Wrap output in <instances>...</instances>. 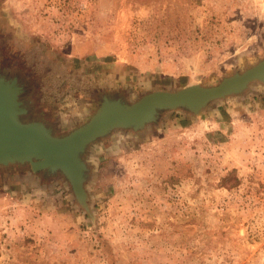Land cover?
Instances as JSON below:
<instances>
[{"label": "rangeland", "instance_id": "1", "mask_svg": "<svg viewBox=\"0 0 264 264\" xmlns=\"http://www.w3.org/2000/svg\"><path fill=\"white\" fill-rule=\"evenodd\" d=\"M263 60L264 0H0V81L53 137L104 98L211 88ZM83 161L86 206L60 172L0 166V264H264V82L114 130Z\"/></svg>", "mask_w": 264, "mask_h": 264}, {"label": "water", "instance_id": "2", "mask_svg": "<svg viewBox=\"0 0 264 264\" xmlns=\"http://www.w3.org/2000/svg\"><path fill=\"white\" fill-rule=\"evenodd\" d=\"M253 80L264 82V60L211 88L189 85L175 92L154 91L132 104L120 97L104 98L86 124L63 137H53L51 130L42 124L20 123L18 116L25 109L17 102L18 89L0 81V125L11 134V138H4L0 131V166L28 163L33 172H60L79 203L86 206L84 184L88 169L83 155L92 142L117 129L141 130L155 123L162 111L183 108L197 115L209 102L240 93ZM30 141L35 146H29Z\"/></svg>", "mask_w": 264, "mask_h": 264}, {"label": "crops", "instance_id": "3", "mask_svg": "<svg viewBox=\"0 0 264 264\" xmlns=\"http://www.w3.org/2000/svg\"><path fill=\"white\" fill-rule=\"evenodd\" d=\"M131 64V65H130ZM129 64V66H131L132 68H134L135 70H137V74H139V79H140V76H142V75H146V74H148V75H150V76H153L154 74H155V71L154 70H152V66H150V65H146V66H144V67H138V66H135L133 63H130ZM116 66H120V69L121 68H126V66L125 65H123V64H121V63H119V65H116ZM123 76H119V78H122ZM115 82L117 81V80H114ZM91 88H96V87H94V85H91ZM74 111L73 112H71L70 111V113L68 112L67 114H65L66 115V124L65 125H68V126H70L69 124H74V120L75 119H73V120H70V116L72 117V116H75V114H77L78 116L81 114V111H78V110H75V109H73ZM65 111V110H64ZM65 112H67V111H65ZM69 118V119H68ZM76 118H78V117H76ZM52 119H53V117H52ZM64 119H65V116H64V118L62 119L63 121H64ZM181 119V118H180ZM185 119H188V117H185ZM184 119V120H185ZM53 120H55L56 122L58 121L57 119H53ZM176 122H178V118H176ZM181 120H183V119H181ZM41 121L42 122H44L45 120L44 119H41ZM76 121V120H75ZM47 124V123H46ZM49 126L51 127V128H54V127H52V125H51V123L49 124ZM66 127V126H63L62 127V130H61V132H67L68 130H70V129H68V128H70V127Z\"/></svg>", "mask_w": 264, "mask_h": 264}, {"label": "bare ground", "instance_id": "4", "mask_svg": "<svg viewBox=\"0 0 264 264\" xmlns=\"http://www.w3.org/2000/svg\"><path fill=\"white\" fill-rule=\"evenodd\" d=\"M0 131H2V137H4V138H11V134L9 132H7L6 130H4L1 125H0ZM12 140H14V139H12ZM20 142H22V141H19V143ZM28 144H29V146H32V145L35 144V142L34 141H30Z\"/></svg>", "mask_w": 264, "mask_h": 264}, {"label": "flooded vegetation", "instance_id": "5", "mask_svg": "<svg viewBox=\"0 0 264 264\" xmlns=\"http://www.w3.org/2000/svg\"><path fill=\"white\" fill-rule=\"evenodd\" d=\"M30 116H31V119H32V120L28 121L27 123H30V122H33V123H34V122H39V120L36 119V116H35V115H34L35 118H34L33 115H30ZM20 122L22 123L23 121L20 120ZM23 123H25V122H23Z\"/></svg>", "mask_w": 264, "mask_h": 264}]
</instances>
